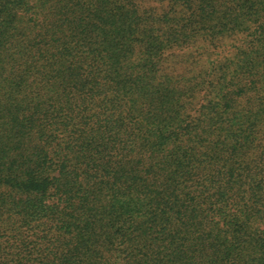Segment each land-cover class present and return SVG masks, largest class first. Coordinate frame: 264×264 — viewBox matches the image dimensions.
Returning <instances> with one entry per match:
<instances>
[{"label": "trees", "instance_id": "1", "mask_svg": "<svg viewBox=\"0 0 264 264\" xmlns=\"http://www.w3.org/2000/svg\"><path fill=\"white\" fill-rule=\"evenodd\" d=\"M148 1L0 0V264H264V0Z\"/></svg>", "mask_w": 264, "mask_h": 264}, {"label": "rangeland", "instance_id": "2", "mask_svg": "<svg viewBox=\"0 0 264 264\" xmlns=\"http://www.w3.org/2000/svg\"><path fill=\"white\" fill-rule=\"evenodd\" d=\"M158 2L155 0H149V5H156ZM235 34V33H234ZM231 33L223 34L218 36L217 38L212 39L211 43H205L203 40H196V42L185 45L181 48H175V50H171V54L166 58L165 65L167 66L168 71L171 75L179 76L184 75L186 77H193L194 75L198 77L201 73L200 71L207 70L209 63L211 60L214 61L215 64H220L224 61L226 57H232L235 53V49L231 47L233 42L238 41L237 35ZM239 35V34H238ZM218 54V55H216ZM214 78V76L211 75ZM198 97V93L195 94ZM246 96H249V100L256 102L257 94L255 91H247L243 93L241 97H235V104L238 109H242L244 103L246 102ZM259 97V94H258ZM199 100V99H198ZM196 104L194 108H198L200 101L197 99L194 100ZM264 101V97L263 100ZM200 102V103H199ZM198 109H194L195 113ZM264 117V113H263ZM259 131V139L258 149L252 148L250 149V156H258L264 150V118L258 122Z\"/></svg>", "mask_w": 264, "mask_h": 264}]
</instances>
